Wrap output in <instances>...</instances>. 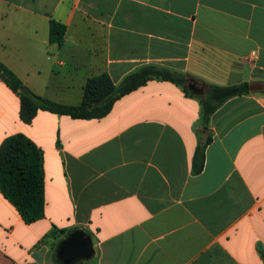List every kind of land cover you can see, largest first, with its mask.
<instances>
[{"label": "crops", "instance_id": "0c3cea01", "mask_svg": "<svg viewBox=\"0 0 264 264\" xmlns=\"http://www.w3.org/2000/svg\"><path fill=\"white\" fill-rule=\"evenodd\" d=\"M51 20L65 28L59 44ZM0 62L63 105L81 102L90 77L117 85L143 66L202 95L261 85L204 130L198 99L168 81H147L101 118L40 110L23 123L0 79V145L22 134L38 148L44 198L26 223L0 193V264H59L57 245L76 229L94 256L75 264H264V0H0Z\"/></svg>", "mask_w": 264, "mask_h": 264}, {"label": "trees", "instance_id": "16d2710c", "mask_svg": "<svg viewBox=\"0 0 264 264\" xmlns=\"http://www.w3.org/2000/svg\"><path fill=\"white\" fill-rule=\"evenodd\" d=\"M65 28L51 20L49 22V43H61ZM1 81L17 95L19 116L23 123H29L40 110L73 119H92L105 116L113 104L122 96L144 85L150 80L168 81L183 89L200 104V125L206 130L210 116L225 101L249 93L246 82L226 86H209L204 95L195 96L184 87V76L166 68L143 66L125 76L114 85L107 74L90 77L85 81L82 99L78 105H63L34 94L3 63L0 62ZM210 141L206 137L194 152L193 172L202 170L204 149ZM0 193L12 204L26 223L34 222L43 215V172L42 157L38 148L24 135H12L0 145ZM264 257V256H263Z\"/></svg>", "mask_w": 264, "mask_h": 264}, {"label": "water", "instance_id": "95a60500", "mask_svg": "<svg viewBox=\"0 0 264 264\" xmlns=\"http://www.w3.org/2000/svg\"><path fill=\"white\" fill-rule=\"evenodd\" d=\"M187 83V90L195 96L202 95V89L195 83ZM250 91L261 89L257 83L249 84ZM94 256L93 241L84 230L76 229L61 240L55 250V257L59 264H75L76 262L89 260Z\"/></svg>", "mask_w": 264, "mask_h": 264}, {"label": "built area", "instance_id": "2783aa9c", "mask_svg": "<svg viewBox=\"0 0 264 264\" xmlns=\"http://www.w3.org/2000/svg\"><path fill=\"white\" fill-rule=\"evenodd\" d=\"M254 56H255V53L254 52H251V54H250V57H251V61H252V58H254Z\"/></svg>", "mask_w": 264, "mask_h": 264}]
</instances>
